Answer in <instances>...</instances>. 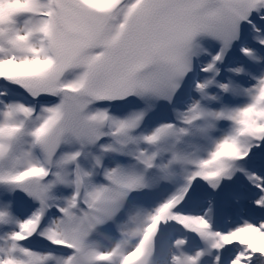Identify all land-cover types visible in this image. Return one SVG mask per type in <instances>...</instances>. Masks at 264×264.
Wrapping results in <instances>:
<instances>
[{
  "label": "snow or ice",
  "instance_id": "6c2138e0",
  "mask_svg": "<svg viewBox=\"0 0 264 264\" xmlns=\"http://www.w3.org/2000/svg\"><path fill=\"white\" fill-rule=\"evenodd\" d=\"M0 264H264V0H0Z\"/></svg>",
  "mask_w": 264,
  "mask_h": 264
}]
</instances>
